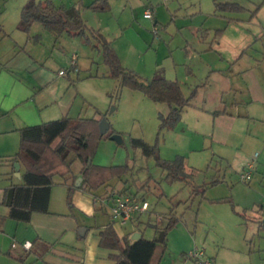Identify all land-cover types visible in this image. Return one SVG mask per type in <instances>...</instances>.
<instances>
[{
	"label": "rangeland",
	"instance_id": "obj_1",
	"mask_svg": "<svg viewBox=\"0 0 264 264\" xmlns=\"http://www.w3.org/2000/svg\"><path fill=\"white\" fill-rule=\"evenodd\" d=\"M28 1L0 0V159L19 151V132L1 134L8 129L64 117L107 120L108 137L95 144L91 165L126 169L97 188L74 189L71 201L79 191L80 207L94 210L92 216L77 211L82 230L76 234L82 242L89 247L95 234L111 224L109 198L115 192L150 204L148 213L124 229L128 234L140 231L154 240V226L165 228L171 213L179 218L169 233L164 263L204 248L209 256L218 253L215 264H264V223L253 211L255 194L264 195V183L254 186V174L249 184L241 178L245 161L254 153L252 139L238 127L232 131L233 144L213 138L215 131L225 133L224 127H216L214 115L223 109L247 116L251 126H264V106L254 91L256 80L264 93V0H217L237 3L240 11L216 12L214 0H129L125 13L123 0H109V14L88 7L83 11L85 23L112 43L125 69L143 82L156 73L179 81L190 105L172 128L162 126L169 106L123 87L122 77H111L93 38L91 43L82 37L55 41L40 24L22 32L18 27ZM145 11L154 12V19L145 20ZM206 62L213 67H205ZM28 97L32 101L18 108ZM115 135L121 142L112 139ZM136 139L157 146L163 160L183 157L191 185L168 183L155 158L134 147ZM83 167L76 161L70 175L54 176L53 203L61 211L69 210L68 187L74 174L82 176ZM7 178L0 167V186L19 182ZM206 185L204 196L194 195V187Z\"/></svg>",
	"mask_w": 264,
	"mask_h": 264
},
{
	"label": "trees",
	"instance_id": "obj_2",
	"mask_svg": "<svg viewBox=\"0 0 264 264\" xmlns=\"http://www.w3.org/2000/svg\"><path fill=\"white\" fill-rule=\"evenodd\" d=\"M214 3L216 12L243 9L237 3H221L217 0ZM85 9L81 5L70 8L57 7L53 0H29L22 9L19 29L28 33L32 26L38 23L56 39L67 34L71 38H85L91 43L93 38L105 64L110 68L111 77H122L123 87L142 92L154 102L167 104L170 114L163 119L162 126L163 128L174 127L181 120L183 110L190 105V99L184 97L180 83L167 80L158 73L151 81L143 82L137 74L125 69L112 43L105 41L99 32L85 23L83 19ZM88 9L105 12L109 8L107 2H103V4L93 3ZM214 115L219 116L222 113L217 112ZM100 122L95 119L74 120L64 117L40 125L28 126L18 131L20 148L8 162L11 163L13 172H15L14 165L21 164L25 168V173L22 184H11L4 191L3 203L8 207L11 219L30 222L33 214H48L54 176L70 175L71 167L76 161L84 165L81 176L83 184L80 187L82 189L97 188L125 173V167L103 168L89 165L95 144L108 137V133L101 134ZM133 145L135 148H140L145 157L155 158L158 167L167 173L168 183L186 182L191 185L183 157L167 161L160 157L157 146H152L140 139L133 140ZM213 184L215 185V182ZM73 187H68V205L71 209L73 208L71 201ZM206 188L208 186L194 187V195L204 196ZM178 222L179 218L171 213L165 228L160 229L154 226L157 238L147 240L142 237L133 245H129L127 240H122L111 224L100 233L99 245L103 249L115 252L110 255V258L116 264H160L168 248L169 233Z\"/></svg>",
	"mask_w": 264,
	"mask_h": 264
},
{
	"label": "crops",
	"instance_id": "obj_3",
	"mask_svg": "<svg viewBox=\"0 0 264 264\" xmlns=\"http://www.w3.org/2000/svg\"><path fill=\"white\" fill-rule=\"evenodd\" d=\"M85 1L86 0H53L54 4L57 7L64 6L66 8H70L72 6H78V5H81L82 8L83 7L86 8L92 5L93 3H101L104 1L107 2L109 8L107 10L108 13L106 14L111 13L113 10L112 5L109 4L110 3L109 0H94V1L87 0V1H93V3L89 5H86L84 3ZM164 1H168V0H164ZM123 3L125 7L123 13H125L128 10L129 0H123ZM200 13H203L202 8L200 10ZM95 14H100V13H95ZM68 37L69 36L67 34H63L58 39H56L55 37L54 38L55 41H58L59 39L63 38L64 40ZM188 46L185 47L186 51H188ZM212 49L213 47H211L210 50ZM220 63L221 64H219V66L223 64L222 62ZM228 63L229 62H227V64ZM204 65L205 67L207 66L213 67L212 65L208 64V62L204 63ZM0 66H2L1 63ZM190 73L193 75L194 72L190 70ZM246 74L243 73L240 77H242V79H245ZM185 77L189 78L190 76H185ZM175 81L178 80L176 79ZM254 82H255L254 91L257 94L255 100L264 106L263 88L259 85V83L256 80H254ZM243 92L251 93V91H248L247 89H244ZM31 101H32L31 97H28L18 106V108L24 105L25 103L27 104ZM200 110L203 111L202 108H200L199 111ZM218 112H221L222 115L216 117L215 125L216 127H221V126L224 127L223 129L225 130V133L223 134L221 131L219 133L218 132L216 133L215 131L213 138L214 139L216 138V140L218 141L220 140L227 146L229 144L234 143L232 142L233 141L232 131L235 128L238 127L240 131L242 132L244 131L245 134L247 133V135L249 133V136L252 139L250 147L254 153L251 158L245 161L244 164L245 167H243V170L244 168L247 167L248 163L252 161L254 156L258 155V158L256 159V170L253 173L254 177H258V180L256 183H254V186L258 183L263 184L264 183V126L261 125L251 126V124H248V122L246 121L247 116H243V115L235 116L233 113L228 112L227 109H223L222 111H218ZM31 126H35V125H31ZM20 129H8L7 131H3L5 133H1V134L15 133L18 132ZM231 147H235V145ZM17 153L15 154L10 152L5 153V155H3V158L0 159V167L1 169L3 167V169L6 171V175L8 177L7 179H10L9 177H14L19 179V182L14 183V181L11 178L12 181L6 182L4 186L2 185L0 186V264H116L115 261L110 258V255L115 252L107 249H103L99 245L100 233L107 226H103L102 230H100L98 233L95 234V239L93 242H91L89 247L87 246L86 242L81 241L82 239L81 236L79 235L77 236L76 234L77 232H80V230H82L81 229L82 227L80 226V222L78 219L79 213H77V211L83 210L82 212H86L91 216L94 213V210L88 206L86 207V209L80 207L81 206L80 204L83 203L80 202L79 197L78 200H76L77 193H80L79 192L80 182L82 181L81 176L79 175L74 174L71 181L72 182L71 186H74L73 191L75 188L79 189V191L76 190L77 192L75 196L73 195L74 198L72 200V204H73L72 209L69 208V210L67 209L66 211H63L64 209H62L61 211L59 207H56V203L55 202L53 203V189H54V185H53L48 214H41V213L33 214L30 222H19L9 217V209L3 203L4 191L11 184L14 185L22 184V177L25 173V168L21 164L19 171H17L15 168V172H13L12 167L10 165L11 163L8 162V160L14 157ZM1 178H2V174H1ZM74 182L76 183L75 185ZM250 182L246 184H249ZM255 195H256V199H255V206L253 211L255 213L256 219H258L262 225L264 223V220L262 218L263 217L262 206L264 204V195H262L261 197H260V193ZM109 199L112 204L111 195ZM110 223L112 224V222ZM131 225L134 226V223ZM113 228L116 230L117 234L122 240H127L128 242H129V237L134 233L133 232L131 234H128L124 229L122 230L119 229L118 227H113ZM86 232H87L86 229H84V235H82L84 236V238ZM26 241H29L33 244L32 249L30 251H25L20 246L21 243ZM15 243L18 244L17 248H13V245ZM198 250H204L206 258L211 260L214 264L216 263L215 261H216V256H218V253L215 255L211 254L209 256L206 254V250L204 248L201 249L194 248L193 250H191V252ZM185 254L186 257L183 259L177 258L174 259V261L167 260L165 261V263L163 260L161 264H196L192 259L188 257L187 253Z\"/></svg>",
	"mask_w": 264,
	"mask_h": 264
},
{
	"label": "built area",
	"instance_id": "obj_4",
	"mask_svg": "<svg viewBox=\"0 0 264 264\" xmlns=\"http://www.w3.org/2000/svg\"><path fill=\"white\" fill-rule=\"evenodd\" d=\"M144 18L146 20L154 19V12L146 11L144 14ZM76 57H73V65ZM61 75H65L63 72ZM258 155H255L250 163H248L245 168L246 171L242 175V180L245 182H250L252 180L253 173L256 170V159ZM112 206L110 208V218L113 227H118L119 229H125L128 225L133 224L139 216L142 214L148 213L150 210V204L144 200L139 199L136 196L128 195V194H111ZM262 216L264 220V204L262 206ZM20 246L25 251H30L32 249L33 244L29 241L23 242ZM18 244L15 243L13 248H17ZM188 257L192 259L196 264H214L211 260L207 259L205 256L204 250L192 251L188 254Z\"/></svg>",
	"mask_w": 264,
	"mask_h": 264
},
{
	"label": "water",
	"instance_id": "obj_5",
	"mask_svg": "<svg viewBox=\"0 0 264 264\" xmlns=\"http://www.w3.org/2000/svg\"><path fill=\"white\" fill-rule=\"evenodd\" d=\"M110 130V125L109 123L107 122V120H102L100 122V131H101V134L102 135H106ZM112 139L113 140H116L118 142H121V138L120 136H112ZM92 161L89 162V165H91ZM15 168L17 171H19V168H20V165L19 164H16L15 165ZM142 233L140 231H136L134 232L130 237H129V245H133L135 244L136 242H138L141 238H142Z\"/></svg>",
	"mask_w": 264,
	"mask_h": 264
}]
</instances>
